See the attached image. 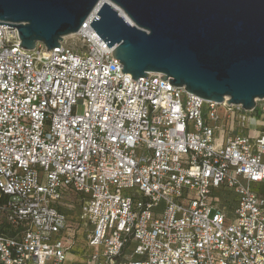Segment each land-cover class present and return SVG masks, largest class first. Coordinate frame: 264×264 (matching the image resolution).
I'll return each mask as SVG.
<instances>
[{
	"label": "built area",
	"instance_id": "2783aa9c",
	"mask_svg": "<svg viewBox=\"0 0 264 264\" xmlns=\"http://www.w3.org/2000/svg\"><path fill=\"white\" fill-rule=\"evenodd\" d=\"M95 18L53 50L0 25V264H264L255 117L161 73L131 78ZM68 192L90 250L69 263Z\"/></svg>",
	"mask_w": 264,
	"mask_h": 264
},
{
	"label": "water",
	"instance_id": "95a60500",
	"mask_svg": "<svg viewBox=\"0 0 264 264\" xmlns=\"http://www.w3.org/2000/svg\"><path fill=\"white\" fill-rule=\"evenodd\" d=\"M94 11L92 28L131 78L161 73L248 112L264 99V0H0V25L16 28L26 50H53Z\"/></svg>",
	"mask_w": 264,
	"mask_h": 264
},
{
	"label": "rangeland",
	"instance_id": "374dc122",
	"mask_svg": "<svg viewBox=\"0 0 264 264\" xmlns=\"http://www.w3.org/2000/svg\"><path fill=\"white\" fill-rule=\"evenodd\" d=\"M246 114L251 118L254 116L257 120L256 122L254 120H249L251 126H254V124L256 123L255 125L259 126L261 129H264V117H262L261 119L263 121L262 124L258 123L259 115L257 113H250L246 111ZM217 136L218 133L216 132L215 138ZM125 192L126 194L134 195L133 189H128ZM67 197L68 199H65L63 200V202H61L62 210L67 214L70 225H72L73 227H78L76 236L78 242L76 243V246H74L72 253L68 257L67 263H69L71 261L76 262L84 260L85 258H87L90 250L87 246V238L89 235V232H87L88 226L85 225L83 220H81V207L79 206V203L77 202V198L75 196L68 195Z\"/></svg>",
	"mask_w": 264,
	"mask_h": 264
},
{
	"label": "crops",
	"instance_id": "0c3cea01",
	"mask_svg": "<svg viewBox=\"0 0 264 264\" xmlns=\"http://www.w3.org/2000/svg\"><path fill=\"white\" fill-rule=\"evenodd\" d=\"M255 122H256V121H255ZM258 123H262V124H263V121H262V120H258ZM255 124H256V123H255ZM255 126H256L257 129L264 131L263 128L261 129L259 126H257V125H255ZM261 127H263V126H261Z\"/></svg>",
	"mask_w": 264,
	"mask_h": 264
},
{
	"label": "trees",
	"instance_id": "16d2710c",
	"mask_svg": "<svg viewBox=\"0 0 264 264\" xmlns=\"http://www.w3.org/2000/svg\"><path fill=\"white\" fill-rule=\"evenodd\" d=\"M68 195H71V194L69 192L68 193H65L63 200L68 199V197H67ZM63 200H62V202H63ZM60 209H62V206L60 207Z\"/></svg>",
	"mask_w": 264,
	"mask_h": 264
},
{
	"label": "bare ground",
	"instance_id": "6f19581e",
	"mask_svg": "<svg viewBox=\"0 0 264 264\" xmlns=\"http://www.w3.org/2000/svg\"><path fill=\"white\" fill-rule=\"evenodd\" d=\"M117 9L120 11V13L122 14V15H124V16H126L127 17V15L124 13V11L122 10V9H120V8H118L117 7ZM228 98H226V100H227Z\"/></svg>",
	"mask_w": 264,
	"mask_h": 264
}]
</instances>
